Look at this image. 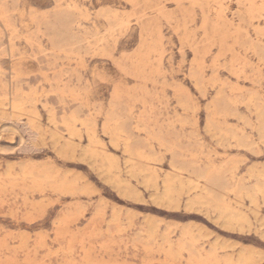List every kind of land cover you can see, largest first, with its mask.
Returning <instances> with one entry per match:
<instances>
[{
  "label": "rangeland",
  "instance_id": "1",
  "mask_svg": "<svg viewBox=\"0 0 264 264\" xmlns=\"http://www.w3.org/2000/svg\"><path fill=\"white\" fill-rule=\"evenodd\" d=\"M263 52L264 0H0V264H264Z\"/></svg>",
  "mask_w": 264,
  "mask_h": 264
},
{
  "label": "bare ground",
  "instance_id": "2",
  "mask_svg": "<svg viewBox=\"0 0 264 264\" xmlns=\"http://www.w3.org/2000/svg\"><path fill=\"white\" fill-rule=\"evenodd\" d=\"M224 1H225V0H224ZM247 1H248V0H247ZM262 1H263V0H262ZM230 2H231V0H230ZM253 6H254V5H253ZM221 7H222V6H221ZM233 7H234V6H233ZM224 9H225V8H224ZM224 9H223V10H224ZM223 10H222V11H223ZM233 12H234V11H233ZM262 15H263V14H262ZM262 20H263V19H262ZM241 29H242V28H241ZM258 35H259V34H258ZM259 47H260V46H259ZM263 53H264V52H263ZM263 56H264V55H263ZM260 59H261V58H260ZM174 155H175V153H174ZM140 169H141V168H140ZM147 177H148V176H147ZM148 179H149V178H148ZM152 181H153V180H152Z\"/></svg>",
  "mask_w": 264,
  "mask_h": 264
}]
</instances>
